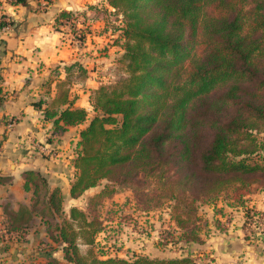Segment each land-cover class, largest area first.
Listing matches in <instances>:
<instances>
[{"label": "trees", "instance_id": "obj_1", "mask_svg": "<svg viewBox=\"0 0 264 264\" xmlns=\"http://www.w3.org/2000/svg\"><path fill=\"white\" fill-rule=\"evenodd\" d=\"M109 6L126 16L120 32L128 78L111 91L99 89L89 112L73 107L63 84L53 98L46 93L32 103L52 134L84 126L73 148L69 197L99 190L85 211L66 214L61 189L26 171L23 189L32 203L16 212L5 207L2 230L22 237L39 219L62 252L61 261L45 264H213L188 255L97 253L104 229L98 208L118 190L130 191L142 212L169 205L178 239L171 235L162 247L183 244L181 250L202 244L191 228L198 203L223 195L242 204L264 190V0H109ZM79 240L90 248L84 255Z\"/></svg>", "mask_w": 264, "mask_h": 264}, {"label": "crops", "instance_id": "obj_2", "mask_svg": "<svg viewBox=\"0 0 264 264\" xmlns=\"http://www.w3.org/2000/svg\"><path fill=\"white\" fill-rule=\"evenodd\" d=\"M50 1L26 0L25 6L1 4L0 16L7 17L11 27L0 29V227L5 207L16 212L32 203L31 193L23 189L26 171L39 172L50 190L61 189L66 214L71 208L85 211L86 196L95 191L93 197L99 190H88L78 199L69 197L74 181L73 148L84 126L52 134L51 125L41 121L32 103L46 93L53 98L57 86L63 84L69 98L74 99L73 107L89 111L88 90H95L97 84L92 72L96 61L75 47L67 30L59 26L58 18L62 14L81 16L85 28L93 29L99 22L93 21L91 12L96 4L104 5V0ZM6 121L12 122L7 130ZM43 145L56 149L59 157L39 156L36 149ZM246 199L247 208L264 213V191ZM212 210L210 207L208 221H204L206 235L199 232L202 244L184 246L189 249L187 255L198 253L199 259L213 264H264V236H244L243 223L249 217L245 218L241 208L227 216L228 221L223 220L225 210ZM178 256L175 253L170 258ZM51 258L61 261L62 252L45 237V227L39 219L22 237L13 235L0 242V264H45Z\"/></svg>", "mask_w": 264, "mask_h": 264}, {"label": "rangeland", "instance_id": "obj_3", "mask_svg": "<svg viewBox=\"0 0 264 264\" xmlns=\"http://www.w3.org/2000/svg\"><path fill=\"white\" fill-rule=\"evenodd\" d=\"M96 5L97 8H93L91 12L93 21L99 22L95 28L90 30L85 28L82 23L85 19L81 16L79 19L82 20L78 22V25H74V31L79 29L82 35L80 45L74 42L73 29H67L75 47L78 46L80 51H84L85 55L93 56L94 61H96L92 72L97 84L95 90H88L90 93L88 97L89 107L99 89L111 91L128 78V62L123 57L126 42L120 32V29L124 28L127 22L125 13L111 8L109 0H104V5L101 2ZM79 74L76 75L80 76L81 74ZM93 194L86 196L87 201L92 198ZM251 195L245 196L242 204L234 203L233 200L227 199L223 195L206 204L198 203L193 219L195 222L191 228L202 232L203 236L206 235L207 229L204 226V221H208L206 217L210 207H213V212L225 210L224 221H228L226 217L233 216L240 208L246 217V214L253 211L245 205V202L248 201L246 198ZM169 211L170 206L165 205L155 211L142 212L136 205V200L130 191L118 190L111 199L106 200L103 206L98 208L104 229L103 233L96 238L98 246L94 251L123 259H128L131 255H145L159 259L173 257L175 253L187 255L188 248L183 246L180 250L183 244H175L170 249L162 247L166 241H170L171 235L175 241L178 239V236L172 233L174 226L169 220ZM183 218L186 219L185 216ZM78 245L83 255L90 249L81 240L78 241ZM188 256L195 260L199 259L198 253Z\"/></svg>", "mask_w": 264, "mask_h": 264}, {"label": "built area", "instance_id": "obj_4", "mask_svg": "<svg viewBox=\"0 0 264 264\" xmlns=\"http://www.w3.org/2000/svg\"><path fill=\"white\" fill-rule=\"evenodd\" d=\"M11 0H0V10H1V4L4 2L5 4H9ZM79 18L77 16H72L70 19H65L59 21L60 26H62L63 29H73L74 31V25H78ZM0 22L4 23V29H9L11 27L10 20L5 16H0ZM80 24V23H79ZM81 32L78 29L76 32L74 31V42L77 43V45H80L81 41ZM12 126V122L6 121L5 123V129H9ZM36 152L39 156L47 157L49 159H57L59 157V154L56 149L53 147H50L48 145L39 146L36 149ZM74 170V167H73ZM75 171V170H74ZM249 219L245 220L243 223V234L244 236H248L253 238L255 235L264 236V213H258L254 211H250L248 214H246ZM246 218V217H245ZM5 237H7L2 230V227H0V241L4 242ZM4 238V239H3ZM3 239V240H1Z\"/></svg>", "mask_w": 264, "mask_h": 264}]
</instances>
